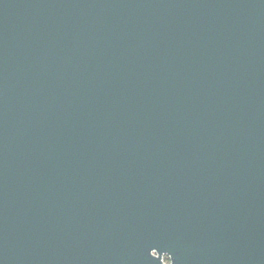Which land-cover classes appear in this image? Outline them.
I'll return each instance as SVG.
<instances>
[{"label":"water","instance_id":"95a60500","mask_svg":"<svg viewBox=\"0 0 264 264\" xmlns=\"http://www.w3.org/2000/svg\"><path fill=\"white\" fill-rule=\"evenodd\" d=\"M264 264V0H0V264Z\"/></svg>","mask_w":264,"mask_h":264},{"label":"flooded vegetation","instance_id":"af4514ba","mask_svg":"<svg viewBox=\"0 0 264 264\" xmlns=\"http://www.w3.org/2000/svg\"><path fill=\"white\" fill-rule=\"evenodd\" d=\"M161 260L164 264H170V259H169V256L166 255V254H163L162 257H161Z\"/></svg>","mask_w":264,"mask_h":264}]
</instances>
